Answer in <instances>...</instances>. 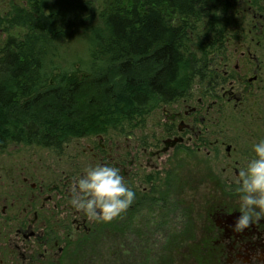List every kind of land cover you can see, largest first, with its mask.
I'll return each mask as SVG.
<instances>
[{
    "label": "flooded vegetation",
    "instance_id": "flooded-vegetation-1",
    "mask_svg": "<svg viewBox=\"0 0 264 264\" xmlns=\"http://www.w3.org/2000/svg\"><path fill=\"white\" fill-rule=\"evenodd\" d=\"M238 2L244 6L227 10L224 39L203 72L183 95L152 110L148 142H130L134 136L128 134L124 144L108 143L101 135L98 144L89 143V163L118 167L136 198L114 218L123 242L111 253L112 262L105 248L102 263L86 264H264V218L243 231L234 228L241 215L239 171L253 155L252 143L264 137V0ZM189 158L197 160L195 176L186 174L181 187L197 188L200 204L196 215L189 209L175 215L169 197L172 171L177 160ZM21 175L22 182L12 180L21 186L22 198L11 191L0 202V264H64V259L81 264L83 245L99 232L94 220L70 203L76 174L64 182L60 170L48 179L30 171ZM64 193L68 197L62 199ZM144 206L159 214L151 225L132 227ZM174 216L180 225L173 224ZM103 223L108 229L109 222ZM142 236L167 238L159 248L165 255L158 257L155 241L149 262L139 257Z\"/></svg>",
    "mask_w": 264,
    "mask_h": 264
},
{
    "label": "trees",
    "instance_id": "trees-1",
    "mask_svg": "<svg viewBox=\"0 0 264 264\" xmlns=\"http://www.w3.org/2000/svg\"><path fill=\"white\" fill-rule=\"evenodd\" d=\"M27 1L29 10L9 12V27L26 34L0 54V147L58 150L143 120L203 72L232 7L230 0H117L97 14L98 0Z\"/></svg>",
    "mask_w": 264,
    "mask_h": 264
},
{
    "label": "rangeland",
    "instance_id": "rangeland-1",
    "mask_svg": "<svg viewBox=\"0 0 264 264\" xmlns=\"http://www.w3.org/2000/svg\"><path fill=\"white\" fill-rule=\"evenodd\" d=\"M116 1L117 0H98V2L96 3L97 14L101 13L104 7L107 8ZM238 1L239 0H230L231 6L236 7L237 9L242 8L244 5L240 4ZM6 3H8V5H6ZM28 4L29 3L27 0H0V54L10 38H22L27 32L26 27H9V20L6 16V13L10 12L9 9L11 6L29 8ZM86 23H88V21ZM69 46L77 47L76 42L74 41L70 42ZM192 49L195 51L198 50V48L195 46L192 47ZM210 52L212 55L214 49L210 50ZM198 55L200 54L198 53ZM153 116L154 115L151 111L150 113L145 115L143 120L139 119L138 123H133L131 125L126 123L124 126L112 129L106 134H101V136H105L108 143L109 140H111L113 144H115L116 142H119L120 144L126 143V137L128 136V134L134 136L132 139H130V142H139V139H144L146 141V138L148 137L152 126ZM93 142L95 144H98L99 137L97 135L72 139L58 150L42 147L36 144H26L23 142L9 143L4 147H0V202L7 201L9 198L8 195L10 196L11 191L13 192L14 198H22V188L20 185H18L17 181L13 182V180L19 177V181L22 182L21 173L24 172L28 173V171H30L31 173H37L40 175V177L48 179L53 178L54 174L57 173V170H60L63 182L66 181L69 175H71L72 173L76 174L75 176H79L87 166L92 165L91 163H89V160L92 158L91 154H89V143ZM186 160H184L183 163L180 162V160H177L175 162L177 165H174L172 171L171 184L173 185L172 192L169 197L175 215H182L183 211H186L187 209L191 211V215H196L195 211L198 210V206L200 204L197 188L194 189V187L191 188L192 186H190L188 189H183L181 187V183L184 181L186 174H189L190 178L192 176H195L194 164H196L197 160L193 158H189ZM183 169L185 174L184 176L181 175ZM190 184H192L191 180ZM66 197H68L67 193H64L62 199H65ZM178 200L181 202L188 200L189 206L188 203L181 204V202H179ZM165 213L166 212L162 214ZM139 214L140 215L138 220L133 221L132 227L133 225H135L138 228L142 224H146V222L151 225L154 221V218L159 213H157L151 206H144L143 209L141 208ZM167 214L168 213H166V215ZM172 221L175 225H180L182 223L181 220H176L175 216L174 218H172ZM94 223V226H96L94 229L99 233L95 241H88V243H85L83 245L85 250L83 251V255L81 256L84 258V261H82L81 264L99 262L102 263L103 261L101 260V258H103L105 256V252H107V250H104L105 248L109 249L108 251L111 260H109V262H112L111 253L116 252L120 244L123 242L122 235H120L118 219L110 221L108 229L105 228V223L103 222L94 220ZM141 229L144 230L143 227H141ZM175 229L178 230V227H176ZM130 231H134V228H131ZM62 233L64 234V229H62ZM137 240H139V249H142L143 252V254L139 255V257L147 259V261L149 262V259L152 253H155V249L157 246L158 255L164 254V250H159V248H161L160 246H164L166 243L163 245V242L167 241L168 239L164 237L148 239L142 236L138 237ZM155 241H158L156 247ZM95 257H99L100 260L95 259ZM68 262L70 263V261ZM68 262L66 259H64L63 263L68 264Z\"/></svg>",
    "mask_w": 264,
    "mask_h": 264
},
{
    "label": "clouds",
    "instance_id": "clouds-1",
    "mask_svg": "<svg viewBox=\"0 0 264 264\" xmlns=\"http://www.w3.org/2000/svg\"><path fill=\"white\" fill-rule=\"evenodd\" d=\"M253 155L239 171V211L234 228L243 231L264 218V137L251 145ZM70 203L88 219L110 222L136 198L118 167L107 163L87 166L74 179Z\"/></svg>",
    "mask_w": 264,
    "mask_h": 264
}]
</instances>
